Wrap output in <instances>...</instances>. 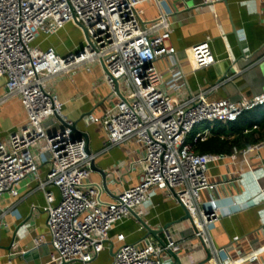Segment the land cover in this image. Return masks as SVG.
I'll return each instance as SVG.
<instances>
[{
  "label": "built area",
  "instance_id": "2783aa9c",
  "mask_svg": "<svg viewBox=\"0 0 264 264\" xmlns=\"http://www.w3.org/2000/svg\"><path fill=\"white\" fill-rule=\"evenodd\" d=\"M143 2L0 0V79H5L0 106L19 99L27 116L18 130L0 139V197L5 193L18 196L20 183L28 177L39 181L46 197L43 209L52 247L48 261L40 264H87L109 245L114 248L111 264H164L163 252L177 253L180 248L171 228L164 230V244L148 238L144 244L130 243L124 234L115 239L110 236L118 222L134 217L133 211L142 217L143 206L158 190L166 191L187 210L193 236L211 254L209 264H239L224 257L228 247L217 248L211 235L224 210L214 194L218 185L210 181L208 170L226 155L196 152L187 139L200 125L227 124L263 105L264 93L238 101L210 99L209 93L235 76L226 74L210 90L187 94L182 64L169 42L173 32L170 14L157 0L160 14L146 23L139 9ZM68 23L83 31L82 46L61 55L53 47L36 45L42 33L53 34ZM210 42L207 36L188 52L189 60L200 68L218 62ZM158 60L167 63L168 78L158 68ZM94 63L104 66V82L110 96L119 101L102 116L88 114L84 121L102 124L110 147L136 142L143 148L136 162L141 167L138 183L118 191L112 201L102 200L101 186L91 181V163L97 155L89 153L86 139L74 132V121L63 114V103L51 87L56 77L81 67L91 70ZM209 132L205 129L194 140H204ZM260 147L264 141L247 149ZM238 153L234 147L232 156ZM41 162L48 165L43 179L39 176ZM50 188L58 190L59 200ZM203 190L209 192V200H203ZM5 215L6 210H0L2 225H7ZM34 241L39 246L46 236ZM263 252L264 246L256 248L245 256V264H264Z\"/></svg>",
  "mask_w": 264,
  "mask_h": 264
},
{
  "label": "crops",
  "instance_id": "0c3cea01",
  "mask_svg": "<svg viewBox=\"0 0 264 264\" xmlns=\"http://www.w3.org/2000/svg\"><path fill=\"white\" fill-rule=\"evenodd\" d=\"M158 1L170 14L173 32L169 42L175 47L176 59L182 64L187 94L210 90L226 74L235 76L209 93L210 99L230 98L238 101L264 93V0ZM139 9L146 23L155 20L160 14L157 0H144ZM207 36L211 37L210 45L218 62L211 67L200 68L189 60L188 52ZM84 42L83 31L76 24L68 23L53 34L42 33L36 45L42 49L53 47L57 53L66 55ZM157 66L165 78L170 76L165 61L158 60ZM51 87L63 103V114L87 134L89 148L97 155L94 160L96 166L107 173L109 191L104 188L103 177L99 172L92 170L90 178L101 186L102 200L112 201L118 191L135 186L141 172L140 165L136 163L142 156L141 144L128 142L110 147L103 125L88 124L83 119L88 114L102 116L108 106L119 101V97L110 96V89L104 82V66L94 63L91 64V70L78 68L53 79ZM4 91L5 79H0V95ZM9 104L14 112L6 131L8 135L0 139H7L11 132L18 130L26 121L22 102L12 99L0 107ZM215 126L216 123L200 125L188 136L187 141L204 142L212 135ZM205 129L210 130L206 138L195 141L196 135ZM253 146L240 148L236 157L232 156V150L225 153L226 156L211 163L208 170L210 181L218 185L214 194L224 210L213 224L211 235L217 248L228 247L224 257L238 260L239 264H245L247 254L264 246V147L247 149ZM47 172L48 165L41 162L40 178L43 179ZM38 185L37 179L28 177L20 183L18 196L5 193L0 197V210H6L4 221L7 223L0 224V264H40L49 259L52 247L47 214L43 209L46 197ZM50 189L59 200L58 190ZM202 198L205 201L210 199L207 190L202 191ZM143 210L142 218L151 228L159 230L171 224L168 228L175 232L180 246L176 254L181 257L183 264H209L204 263L207 250L193 236L191 222L183 219L184 207L176 199L166 191L158 190L143 206ZM118 234H124L130 243L144 244L146 238L155 243H160L159 238L164 242L167 240L164 231L159 237L153 234L146 237L147 230L134 217L114 226L110 232L111 238L115 239ZM40 235H45L46 241L37 246L34 239ZM112 249L114 251L112 245L107 246L87 264H111ZM260 258L264 260V252ZM162 259L164 264H176L171 251H164ZM68 264L84 263L74 261Z\"/></svg>",
  "mask_w": 264,
  "mask_h": 264
},
{
  "label": "trees",
  "instance_id": "16d2710c",
  "mask_svg": "<svg viewBox=\"0 0 264 264\" xmlns=\"http://www.w3.org/2000/svg\"><path fill=\"white\" fill-rule=\"evenodd\" d=\"M256 126V127H255ZM264 141V104L245 111L236 121L216 123L212 135L204 142H190L199 153H229Z\"/></svg>",
  "mask_w": 264,
  "mask_h": 264
},
{
  "label": "water",
  "instance_id": "95a60500",
  "mask_svg": "<svg viewBox=\"0 0 264 264\" xmlns=\"http://www.w3.org/2000/svg\"><path fill=\"white\" fill-rule=\"evenodd\" d=\"M116 84H117V86H116V91L119 93V82L116 81ZM119 94H120V93H119ZM58 119L64 124V122H63L62 119H60L59 117H58ZM73 129H74V132L77 134V136H82V137H84V138L86 139V141H87V151H88L89 153H91V150H90L89 145H88L87 134L81 132V131L78 129V127H77V123H75ZM91 169H92L93 171L99 172V173L102 175V177H103V186H104V188H105L106 190L109 191V188H108V180H107V173H106L103 169L97 167L96 164H95V162H94V160H93L92 163H91ZM184 210H185V216H184L183 219H190V215H189V213L187 212V210H186L185 208H184ZM132 214H133V216L136 218V220L140 223V225H141L143 228H145V229L147 230L146 237H148L150 234H153V235L159 237L158 235H159L160 233H162L165 229H167V228L171 225V224H167V225L164 226V228L159 229V230H156V229L151 228V226H149V225L146 223V221H145L141 216H139L136 212L133 211ZM159 240H160V243H161V244H164V243H165L162 239L159 238ZM112 252H113V255H114V251H113V249H112ZM172 253H173V255H174V258H175V262H176V264H183V261H182L181 257H180L178 254L174 253V252H172ZM207 253H208V255H207V259L205 260L204 263H207V262L209 261V259L211 258V254H210V252L207 251Z\"/></svg>",
  "mask_w": 264,
  "mask_h": 264
},
{
  "label": "rangeland",
  "instance_id": "374dc122",
  "mask_svg": "<svg viewBox=\"0 0 264 264\" xmlns=\"http://www.w3.org/2000/svg\"><path fill=\"white\" fill-rule=\"evenodd\" d=\"M12 112H14V109L10 104L0 107V138L8 135L6 131L10 125V116Z\"/></svg>",
  "mask_w": 264,
  "mask_h": 264
}]
</instances>
